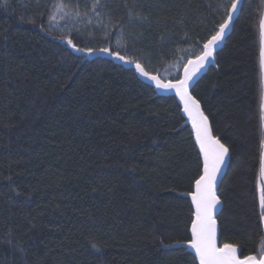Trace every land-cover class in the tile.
<instances>
[{
  "label": "trees",
  "instance_id": "obj_1",
  "mask_svg": "<svg viewBox=\"0 0 264 264\" xmlns=\"http://www.w3.org/2000/svg\"><path fill=\"white\" fill-rule=\"evenodd\" d=\"M229 2L0 0V264H199L183 246L199 147L179 99L67 39L138 58L167 82ZM240 8L191 93L230 147L219 241L253 255L264 243V0Z\"/></svg>",
  "mask_w": 264,
  "mask_h": 264
},
{
  "label": "snow or ice",
  "instance_id": "obj_2",
  "mask_svg": "<svg viewBox=\"0 0 264 264\" xmlns=\"http://www.w3.org/2000/svg\"><path fill=\"white\" fill-rule=\"evenodd\" d=\"M101 0H95L93 11L100 5ZM241 0H230L229 3L221 5L224 9V18L213 32L203 42L199 54L194 58H187L186 63L180 65L183 74L177 75L174 79L167 80L158 75H153L145 65L138 59L122 55L119 51L110 48H79L72 39H67V44L75 51L85 52L92 55L94 52H102L122 61L131 64L141 76L150 80L155 88L162 91H170L179 98L182 104L183 114L191 123L195 142L199 147L200 169L193 180L192 191L187 193L191 198V227L190 238L187 240V247L194 250V258L199 264H264V243L261 244L257 254L244 255L238 242H218L217 210L221 204L218 187L220 175L227 159L230 156V147L222 142V137L213 133L209 118L201 108L200 101L189 91L190 81L204 66L215 62V53L219 44L225 39L227 32L235 19V14L241 11ZM63 9V3L57 5ZM78 15V13H76ZM259 36L261 41L260 66L264 70V19L260 21ZM264 110V105L261 106ZM262 151L259 161L258 204L260 209L259 221L264 225V140L260 145ZM260 236L264 240V230ZM180 243L179 241L177 242ZM163 244V241H161ZM95 247V245H93Z\"/></svg>",
  "mask_w": 264,
  "mask_h": 264
},
{
  "label": "water",
  "instance_id": "obj_3",
  "mask_svg": "<svg viewBox=\"0 0 264 264\" xmlns=\"http://www.w3.org/2000/svg\"><path fill=\"white\" fill-rule=\"evenodd\" d=\"M240 6H241V4H240ZM238 13V12H237ZM237 13L235 14V16L237 15ZM230 31V28H229V30H228V32ZM228 32H227V34H228ZM227 36V35H226ZM226 38V37H225ZM223 43H224V40L219 44V46H218V48H217V50H216V52L223 46ZM211 64H213L212 62H209V63H207L205 66H204V68H202L201 70H200V72L196 75V76H194L193 77V79H192V81H190V86H189V91L191 92V90H192V87L194 86V84L196 83V81L202 76V74L208 69V67L211 65ZM129 66H133V65H129ZM134 67V66H133ZM143 79L146 81V82H148V83H150V84H152L153 86H155L150 80H148L147 78H145V77H143ZM157 91L161 94V95H165V96H171V95H174L175 96V94L173 93V92H170V91H162V90H158L157 89ZM192 94V93H191ZM178 98V97H177ZM179 99V98H178ZM182 105V104H181ZM185 116V115H184ZM185 118L187 119V117L185 116ZM187 124L188 125H190L191 126V123L190 122H187ZM192 128V127H191ZM229 160H230V156H229V158L227 159V161H226V163H225V165H224V167L222 168V171H221V175H220V183H219V186H220V184H221V182H222V180H223V178H224V176H225V174H226V171H227V168H228V164H229ZM219 188V187H218ZM221 209H222V204H220L219 206H218V210H217V215L220 213V211H221ZM217 217V216H216ZM217 229H218V242L220 243V241H219V236H220V231H219V226H218V223H217ZM183 246H185V247H187V244H185V245H183ZM188 248V247H187ZM191 250V249H190ZM191 251H193L194 252V250H191Z\"/></svg>",
  "mask_w": 264,
  "mask_h": 264
},
{
  "label": "rangeland",
  "instance_id": "obj_4",
  "mask_svg": "<svg viewBox=\"0 0 264 264\" xmlns=\"http://www.w3.org/2000/svg\"><path fill=\"white\" fill-rule=\"evenodd\" d=\"M263 82H264V70H263Z\"/></svg>",
  "mask_w": 264,
  "mask_h": 264
}]
</instances>
